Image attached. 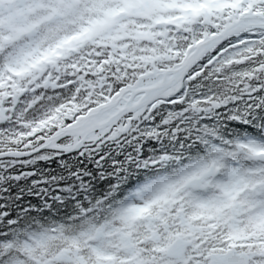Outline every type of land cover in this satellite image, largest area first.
Listing matches in <instances>:
<instances>
[{
	"label": "snow or ice",
	"instance_id": "snow-or-ice-1",
	"mask_svg": "<svg viewBox=\"0 0 264 264\" xmlns=\"http://www.w3.org/2000/svg\"><path fill=\"white\" fill-rule=\"evenodd\" d=\"M0 264H264V0H0Z\"/></svg>",
	"mask_w": 264,
	"mask_h": 264
}]
</instances>
